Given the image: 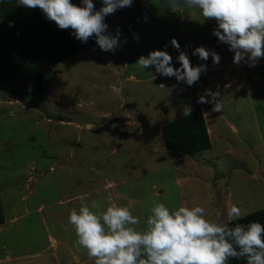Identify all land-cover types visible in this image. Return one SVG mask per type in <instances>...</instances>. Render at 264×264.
Masks as SVG:
<instances>
[{
	"label": "rangeland",
	"instance_id": "rangeland-1",
	"mask_svg": "<svg viewBox=\"0 0 264 264\" xmlns=\"http://www.w3.org/2000/svg\"><path fill=\"white\" fill-rule=\"evenodd\" d=\"M93 2L99 9V0ZM23 17L71 32L39 9L0 0V30H34L24 20L20 25ZM105 22L108 34L117 27L122 33L114 52L100 50L92 38L38 69L26 58L0 67V264H94L75 246L67 219L81 203L98 216L110 204L126 206L139 219L130 226L140 232L154 201L170 209L202 206L217 224L229 221L233 205L242 216L264 208V58L253 67L234 63L233 51L213 34L214 19L187 7L173 13L164 0H134ZM172 38L193 66H207L192 86L136 64L163 49L179 67ZM201 46L220 62L193 55ZM112 84L122 87L121 95ZM208 89L219 91L222 111L198 102ZM194 107L204 112L211 147L179 157L153 150L165 144L162 126Z\"/></svg>",
	"mask_w": 264,
	"mask_h": 264
},
{
	"label": "clouds",
	"instance_id": "clouds-1",
	"mask_svg": "<svg viewBox=\"0 0 264 264\" xmlns=\"http://www.w3.org/2000/svg\"><path fill=\"white\" fill-rule=\"evenodd\" d=\"M99 2V9L93 0H80L79 4L72 0H17V5L39 9L46 20L54 22L61 30L70 29L74 38L83 44L94 38L100 50L114 52L122 33L117 27L115 35L108 34L106 17L131 7L134 0ZM164 3L173 13L187 7L198 9L205 20L214 19L217 27L213 34L233 51L234 63L253 67L264 58V0H164ZM134 35L138 40L139 35ZM170 43L180 50L175 38ZM197 54L204 61L211 55L213 64L221 59L219 54L210 53L202 46L194 49L193 55ZM176 59L180 66L174 68L170 54L157 49L147 56L141 55L136 64L141 69L154 66L161 76H174L178 82L189 86L197 83L201 73L207 71L205 64L193 66L183 51H179ZM109 87L116 95L122 94V87L116 84ZM219 96V91L208 89L198 102L211 103V110L220 112L223 102ZM184 114L189 116L191 111ZM9 115L15 116V112ZM92 206L96 207L95 202ZM150 212L147 230L143 232L130 226L139 223L138 217L128 207L115 203L99 216L81 203L79 210L73 208L67 219L74 228L75 246L86 249L87 256L94 258V264H228L230 257H245L247 264H264V223L252 221L245 226L236 222L229 227L210 222L202 206L180 205L170 209L158 201L153 202ZM227 215L232 221H239L242 216L236 205Z\"/></svg>",
	"mask_w": 264,
	"mask_h": 264
},
{
	"label": "trees",
	"instance_id": "trees-1",
	"mask_svg": "<svg viewBox=\"0 0 264 264\" xmlns=\"http://www.w3.org/2000/svg\"><path fill=\"white\" fill-rule=\"evenodd\" d=\"M10 15V12L6 14V19H9ZM23 20L29 22L31 27L34 25L36 28L20 34L15 32L14 26L9 27L5 32L0 30V67L4 64L10 66L12 58H16L20 62L26 58L32 61L30 64L32 69H38L50 63L53 58L57 59V52H63L69 56L73 54L71 53L73 51H81L84 46L83 43L75 40L71 43L72 34L70 31L66 34L57 32L44 20L32 22L26 21L25 17L20 20V25L24 23ZM62 38L68 42L57 45ZM90 40L92 42V38ZM15 66L19 68L21 65L18 63ZM190 111L189 116L183 113L162 126L164 143L170 148L169 153L175 157L184 154L194 155L209 149L212 145L203 110L200 107H194ZM252 221L264 223V208L242 216L239 221L229 220L221 224L233 227L236 222H239L246 226ZM2 223H4V218L0 214V224ZM228 264H247V261L245 257H230Z\"/></svg>",
	"mask_w": 264,
	"mask_h": 264
},
{
	"label": "water",
	"instance_id": "water-1",
	"mask_svg": "<svg viewBox=\"0 0 264 264\" xmlns=\"http://www.w3.org/2000/svg\"><path fill=\"white\" fill-rule=\"evenodd\" d=\"M153 150L158 151V152H169L170 148L166 144H164L162 146L153 147Z\"/></svg>",
	"mask_w": 264,
	"mask_h": 264
},
{
	"label": "bare ground",
	"instance_id": "bare-ground-1",
	"mask_svg": "<svg viewBox=\"0 0 264 264\" xmlns=\"http://www.w3.org/2000/svg\"><path fill=\"white\" fill-rule=\"evenodd\" d=\"M90 126H91V124H90Z\"/></svg>",
	"mask_w": 264,
	"mask_h": 264
}]
</instances>
